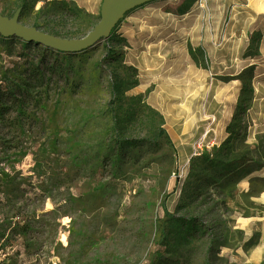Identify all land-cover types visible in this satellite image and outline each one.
<instances>
[{"label": "rangeland", "instance_id": "374dc122", "mask_svg": "<svg viewBox=\"0 0 264 264\" xmlns=\"http://www.w3.org/2000/svg\"><path fill=\"white\" fill-rule=\"evenodd\" d=\"M101 2L0 15L76 40ZM263 190L264 0H221L217 18L153 0L78 53L0 37V264H251ZM169 216L200 230L179 257Z\"/></svg>", "mask_w": 264, "mask_h": 264}, {"label": "water", "instance_id": "95a60500", "mask_svg": "<svg viewBox=\"0 0 264 264\" xmlns=\"http://www.w3.org/2000/svg\"><path fill=\"white\" fill-rule=\"evenodd\" d=\"M153 0H102L99 23L82 39H60L35 28H28L19 23L20 9L11 18L0 15V37L17 38L25 43H35L60 53L82 52L101 40H107L117 23L126 13Z\"/></svg>", "mask_w": 264, "mask_h": 264}, {"label": "trees", "instance_id": "16d2710c", "mask_svg": "<svg viewBox=\"0 0 264 264\" xmlns=\"http://www.w3.org/2000/svg\"><path fill=\"white\" fill-rule=\"evenodd\" d=\"M198 227L190 219L182 216H169L167 219V228L163 234L160 243L164 247L166 254L177 256L181 255V249L187 247L192 239L199 234ZM153 264H181L180 260H171L168 258H159Z\"/></svg>", "mask_w": 264, "mask_h": 264}, {"label": "crops", "instance_id": "0c3cea01", "mask_svg": "<svg viewBox=\"0 0 264 264\" xmlns=\"http://www.w3.org/2000/svg\"><path fill=\"white\" fill-rule=\"evenodd\" d=\"M256 197V196H255ZM256 203L261 207L259 212L252 213V225L258 228L257 233L260 234L257 244L252 246L251 264H262L264 262V190L260 191L257 195ZM256 228H253V230ZM254 232V231H253ZM252 235V233H251Z\"/></svg>", "mask_w": 264, "mask_h": 264}, {"label": "bare ground", "instance_id": "6f19581e", "mask_svg": "<svg viewBox=\"0 0 264 264\" xmlns=\"http://www.w3.org/2000/svg\"><path fill=\"white\" fill-rule=\"evenodd\" d=\"M206 1L211 9V12L215 14V17L217 18L219 15L221 0H206ZM91 197L96 200L98 206H102L101 200L96 195H91Z\"/></svg>", "mask_w": 264, "mask_h": 264}]
</instances>
